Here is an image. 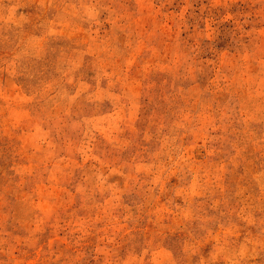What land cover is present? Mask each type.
<instances>
[{
    "label": "rangeland",
    "instance_id": "374dc122",
    "mask_svg": "<svg viewBox=\"0 0 264 264\" xmlns=\"http://www.w3.org/2000/svg\"><path fill=\"white\" fill-rule=\"evenodd\" d=\"M0 264H264V0H0Z\"/></svg>",
    "mask_w": 264,
    "mask_h": 264
}]
</instances>
